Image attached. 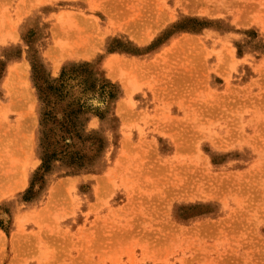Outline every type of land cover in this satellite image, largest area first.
Returning a JSON list of instances; mask_svg holds the SVG:
<instances>
[{"label":"rangeland","instance_id":"rangeland-1","mask_svg":"<svg viewBox=\"0 0 264 264\" xmlns=\"http://www.w3.org/2000/svg\"><path fill=\"white\" fill-rule=\"evenodd\" d=\"M0 264H264V0H0Z\"/></svg>","mask_w":264,"mask_h":264}]
</instances>
